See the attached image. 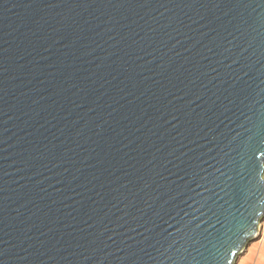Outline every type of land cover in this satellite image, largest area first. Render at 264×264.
Listing matches in <instances>:
<instances>
[{
    "label": "water",
    "instance_id": "water-1",
    "mask_svg": "<svg viewBox=\"0 0 264 264\" xmlns=\"http://www.w3.org/2000/svg\"><path fill=\"white\" fill-rule=\"evenodd\" d=\"M258 140L264 0H0V264H236Z\"/></svg>",
    "mask_w": 264,
    "mask_h": 264
},
{
    "label": "snow or ice",
    "instance_id": "snow-or-ice-1",
    "mask_svg": "<svg viewBox=\"0 0 264 264\" xmlns=\"http://www.w3.org/2000/svg\"><path fill=\"white\" fill-rule=\"evenodd\" d=\"M255 144H264V140H258L255 143H252L251 141H249V147H253ZM262 155H264V153H262ZM251 186L248 188L249 192H261L264 193V173H258L253 180L250 182ZM229 196H235V192L233 190V192H229L228 193ZM210 211H213L214 215L216 216H221L224 212V206L221 205L219 208H217L215 205L213 206L212 209H210ZM217 237H219V233L216 234ZM201 239L203 241V243L205 245H211L212 248L214 249V253L216 252V249L220 243L219 239H214L211 235L208 234H204L203 236H201Z\"/></svg>",
    "mask_w": 264,
    "mask_h": 264
},
{
    "label": "rangeland",
    "instance_id": "rangeland-1",
    "mask_svg": "<svg viewBox=\"0 0 264 264\" xmlns=\"http://www.w3.org/2000/svg\"><path fill=\"white\" fill-rule=\"evenodd\" d=\"M264 221V220H263ZM260 237L254 238L239 256L236 264H264V225Z\"/></svg>",
    "mask_w": 264,
    "mask_h": 264
},
{
    "label": "bare ground",
    "instance_id": "bare-ground-1",
    "mask_svg": "<svg viewBox=\"0 0 264 264\" xmlns=\"http://www.w3.org/2000/svg\"><path fill=\"white\" fill-rule=\"evenodd\" d=\"M264 219H262L260 222H259V229H258V233L256 234V236L254 238H257V237H260L263 233V225H264ZM253 238V239H254ZM239 256H242V254H240ZM239 258V257H238Z\"/></svg>",
    "mask_w": 264,
    "mask_h": 264
}]
</instances>
